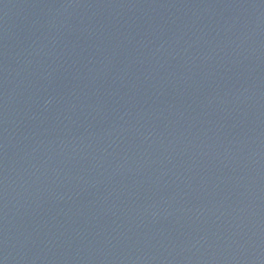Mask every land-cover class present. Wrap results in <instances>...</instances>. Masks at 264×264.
I'll list each match as a JSON object with an SVG mask.
<instances>
[{"label": "water", "instance_id": "water-1", "mask_svg": "<svg viewBox=\"0 0 264 264\" xmlns=\"http://www.w3.org/2000/svg\"><path fill=\"white\" fill-rule=\"evenodd\" d=\"M0 264H264V0H0Z\"/></svg>", "mask_w": 264, "mask_h": 264}]
</instances>
